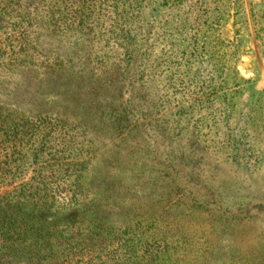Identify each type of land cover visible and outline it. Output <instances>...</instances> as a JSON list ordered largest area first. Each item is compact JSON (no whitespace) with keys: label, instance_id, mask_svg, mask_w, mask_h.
<instances>
[{"label":"rangeland","instance_id":"1","mask_svg":"<svg viewBox=\"0 0 264 264\" xmlns=\"http://www.w3.org/2000/svg\"><path fill=\"white\" fill-rule=\"evenodd\" d=\"M75 173L109 264H264V0H0V197Z\"/></svg>","mask_w":264,"mask_h":264},{"label":"trees","instance_id":"2","mask_svg":"<svg viewBox=\"0 0 264 264\" xmlns=\"http://www.w3.org/2000/svg\"><path fill=\"white\" fill-rule=\"evenodd\" d=\"M50 167L42 165L40 171ZM82 180L83 175L75 173V180L69 183L71 196L66 198L69 205L62 209L68 212L63 214L60 210L51 212L48 190L57 182L48 177L39 176L0 197V264H109L114 260L121 249L104 235L103 224L97 226L88 220L79 197L84 194ZM125 228L129 230L130 226ZM152 229L147 227L146 234ZM125 242L122 247L127 254L141 257L139 253H143L146 264H161L163 254L175 250L172 242L152 243L144 237L138 242L128 237ZM108 255H112L111 261Z\"/></svg>","mask_w":264,"mask_h":264},{"label":"crops","instance_id":"3","mask_svg":"<svg viewBox=\"0 0 264 264\" xmlns=\"http://www.w3.org/2000/svg\"><path fill=\"white\" fill-rule=\"evenodd\" d=\"M261 177V178H260ZM260 179V182L261 181H263L264 182V177L263 176H261V173H260V175H259V177H257V179ZM262 183V182H261ZM262 195L264 196V191L262 192Z\"/></svg>","mask_w":264,"mask_h":264}]
</instances>
